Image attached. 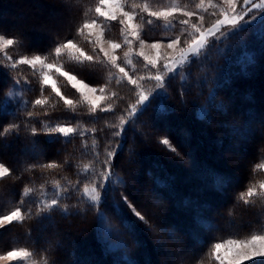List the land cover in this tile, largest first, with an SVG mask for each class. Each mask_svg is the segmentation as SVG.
Returning <instances> with one entry per match:
<instances>
[{
	"label": "trees",
	"instance_id": "1",
	"mask_svg": "<svg viewBox=\"0 0 264 264\" xmlns=\"http://www.w3.org/2000/svg\"><path fill=\"white\" fill-rule=\"evenodd\" d=\"M181 1L189 7L199 2ZM97 2L98 0H0V35L14 38L22 33L25 38V48L11 46L5 51L13 59L24 54L48 55L54 35L61 39L74 36L76 29L85 20L95 17ZM179 18L174 21H179ZM163 22H155V25L149 26L144 20V38L148 41H169L180 34L182 25L165 27ZM105 30L109 38L122 40L118 23H106ZM77 40L81 46L91 51L86 41L80 37ZM249 54L259 57V67L254 76L241 78V68ZM49 59L54 60L55 57L49 56ZM60 62L66 70L77 74L78 78L93 87L99 88L108 83L106 94L115 92L118 98L106 100L101 106L111 103L114 111L98 110L92 114L79 93L63 78L54 76L66 96L80 101L73 109H68L49 87L42 85L39 70L33 71L27 66L18 65L12 71V76L21 80L18 87L12 88V80L5 74L3 67L7 65V61L4 53L0 52V129L9 123L18 122L15 119L17 113L20 119H32L33 125L38 128L64 124L77 128V134L71 137L73 143L67 146L65 138L43 132L31 137L30 133L22 130L19 136L6 134L0 137V162L10 168L22 171L25 164L36 162L61 165L56 169L37 168L31 173H24L18 180L10 178L0 182V214H7L21 198L26 202L30 201L31 197H23V187H39L45 180V194L51 199L58 191L55 181H60L62 185L72 181L75 185L79 179L82 182L79 185V195L85 199L82 196V185L91 175L84 171L85 166L91 165L99 171V162L93 161L91 157L99 152V159L102 160L103 154L110 148L115 149L116 142L121 141L125 146L122 151L117 150L113 172L127 182V187L114 192L112 196L119 203V191H124L132 201L152 214L154 223L173 232L175 240H170L163 232L155 235L139 230L133 235L127 233L120 227V217L112 207L113 200L110 197L108 205H102L101 210L124 233L119 240H110L108 236H104L99 227L98 214L89 211L87 203H84L81 205L84 211L80 214H76L69 206L68 215L57 208L51 213V220L46 217L41 222L35 218H26L23 223H13L9 230L0 231V252L23 247L35 253L42 262L46 259L49 264H74L71 254L81 257V264H159L163 260L165 264H172L174 262L169 259H161V254H167L166 251L174 252L179 241L180 247L194 249L198 260L202 259L203 264H216L213 258L206 255L214 240L245 238L257 226L264 224V199L253 198V203L249 205L239 200L240 194L251 183L264 179V171L254 170L256 164L264 163V152L260 151L264 146V38H261L258 31L246 43L241 42L234 48L231 59L226 57L224 61H220L216 92L219 94L218 102L223 101L231 106L228 116L217 113L221 108L215 105L214 110L217 112H212V119L207 122L199 120V107L207 106L211 85L205 89L191 87V91L183 97L186 103H181V97L177 94L181 81L177 79L167 87V111L161 113L159 105L163 101H157L143 116L138 113L134 124L130 121L125 126L122 138L112 135L118 129L111 125H118V114H122L125 108L135 102V89L126 83L117 84L115 70L110 71L97 64L91 66L96 71H89L70 56H63ZM133 62L135 72L143 75L146 62L142 58H135ZM189 72L192 73L189 78L191 86L202 73L191 67L182 70V75L188 76ZM243 75L247 76L249 73ZM143 83L152 92L154 82L146 80ZM15 89L21 95L10 99L9 94ZM41 91L49 100L43 108L34 103L35 99L41 98ZM246 109H249L247 114ZM28 111L35 113V116L28 118ZM254 112H258L261 118L254 125L251 137L247 141L237 138L229 130V124H242L244 119L250 120ZM129 127L132 128L131 131L128 130ZM93 128L96 129L94 133L91 131ZM162 138H169L183 159L168 151L160 143ZM29 139L39 141L38 151L30 150ZM84 141L87 143H83ZM68 151L73 156L67 155ZM65 160L68 161L67 164L63 163ZM220 176L227 178V184L222 189L217 188ZM33 177H38L34 183L26 182ZM65 203L74 204L75 199ZM209 206L210 213L204 214V209ZM205 222L214 223L216 229L207 231ZM155 239L159 240V244ZM117 242V247L111 246ZM121 243L127 245L126 250H122ZM161 244L165 247H159ZM189 264H192L191 260Z\"/></svg>",
	"mask_w": 264,
	"mask_h": 264
},
{
	"label": "snow or ice",
	"instance_id": "2",
	"mask_svg": "<svg viewBox=\"0 0 264 264\" xmlns=\"http://www.w3.org/2000/svg\"><path fill=\"white\" fill-rule=\"evenodd\" d=\"M70 9V6H68ZM95 17L85 20L77 29L74 36L61 39L58 35H54L52 46L48 50V55L31 54L20 55L17 59H13L5 50L11 46H19L25 48L24 35L18 33L14 38H5L0 35V52L4 53L7 65L3 66L5 74L12 80L11 87L16 88L20 85L21 80L12 76V71L20 66H27L29 69L36 71L42 78V85L47 86L54 93L55 97L63 103L68 109H73L74 105L78 104L79 100H74L66 96L61 87L58 86V78H63L73 89L79 93L80 98L86 103L89 111L92 114L98 110L103 112L114 111L111 103L101 106L102 101H110L112 98H118L117 93L111 92L106 94L109 84L106 83L99 88L91 86L83 79L78 78L77 74L66 70L60 62L63 56H70L77 63L84 65L86 70L96 71L92 65H101L103 68L115 70L114 77L117 84L126 83L135 89V102L131 103L124 112L119 115V124L111 125L117 128L112 135L114 137H123L125 126L132 121L139 113L143 116L157 101H163L159 105V111L164 113L167 111L165 105L169 100L167 92L168 85L179 79L181 83L177 89V94L181 97V103H186L183 97L191 91V87H199L201 89L208 88L211 85V91L208 93L207 106L199 107L197 118L207 122L212 119V112L215 105H219L221 111L217 112L224 117L231 113V106L223 101L218 102L219 94L216 92L218 80V70L221 65L220 61L232 58L234 48L238 47L241 42L246 43L255 32H259L261 38H264V0H199L194 8L188 7H166L159 10L149 6L148 0H98L94 9ZM146 14L148 19L147 25H152L154 21H164L165 27H176L172 23L173 20L179 19V24L182 25V30L175 38L170 39L166 44L161 41L147 43L141 36V24L139 17ZM211 16L212 22L207 23V17ZM118 23L123 40L105 39V24ZM187 33V36H185ZM77 37L82 38L90 46L91 51L87 50L79 44ZM239 39H236V38ZM138 41V51L136 55L143 57L146 62L144 65V74L139 75L135 72L133 63V44ZM235 42V43H233ZM107 44V47L105 46ZM148 47L155 50V56H148L144 49ZM167 51L161 52V48ZM124 48L123 55H118L119 50ZM215 50V51H213ZM49 56H54V60H50ZM259 57L246 55V63L241 68L242 77L255 75V70L259 67ZM132 67L129 68L128 66ZM195 67L202 76L196 78L195 83L189 86L188 76L182 75V70ZM244 73H249L245 76ZM153 81V90L149 92L144 87V81ZM7 99V97H5ZM35 105L43 108L49 103L47 97L41 91V98L35 99ZM174 111V109H173ZM249 109H246V114ZM28 118L35 116V113L28 111ZM47 115V113H45ZM230 117V116H229ZM261 118L258 112L251 115L250 120L242 124H229V130L232 131L237 138L247 141L251 136L250 133L254 129V125ZM15 119L18 122L9 123L6 127L0 129V137L6 134L15 137L19 136L23 130L25 133H30L31 137H36L40 133L48 135L57 134L65 138V145H71L73 141L71 137L77 134V128L70 124L57 125L48 127L45 125L38 128L33 125L32 119H20L17 113ZM132 130L131 127L128 128ZM94 133L95 128L91 129ZM82 136L83 133H80ZM54 142V141H50ZM83 143H87L84 141ZM160 143L166 149L177 157L183 159V156L178 151L177 147L169 138H162ZM30 150L36 152L39 149V141L29 139ZM115 149L106 151L104 158L99 159L101 153H95L91 158L93 161H98L100 165L99 171H96L91 165H86L85 172H90L91 175L86 178V182L82 185V196L80 198L81 181L76 180L75 185L72 181L62 185L60 181H55V187L58 190L51 199L45 194V184L41 183L39 187H23V197H31V200L26 202L21 198L16 202L7 214H0V228L12 225L13 223H23L26 218H35L43 221L46 217L52 219L51 213L60 208L66 215L69 206L74 209L76 214L84 211L81 205L87 203L88 210L98 214L100 221L104 224V231L110 240H119L124 234L119 228L109 221L108 217L101 210V206H107L109 198L113 200L112 207L120 217V227L124 228L129 234H134L137 230L147 232L150 235H155L160 232L168 235L170 240H175V234L169 232L167 228L154 223V217L146 210H143L139 205L130 199L124 192L119 191V200L117 203L112 194L120 189H126L127 182L116 176L113 172L115 165L113 160L116 158L117 150L122 151L124 144L121 141L116 142ZM264 152V146L260 149ZM67 155L73 156L71 151ZM67 164L68 161L63 162ZM57 163L40 164L38 162L30 165L25 164L22 171H17L10 168L4 162H0V182L7 181L10 178L18 180L24 173H31L33 170L39 169H56L60 167ZM254 170L264 171V163L255 165ZM38 177H33L26 181L34 183ZM227 184V178L220 176L217 182V188L222 189ZM253 198L257 200L264 199V179L256 183H251L246 191L241 193L239 200L245 205L253 203ZM75 199V203L69 205L65 201ZM210 206L204 209V214H209ZM231 215V210H229ZM127 224V227L125 226ZM204 227L207 231H214L216 225L211 222H205ZM177 241V248L174 252L167 253L174 258V264H203V260H198L197 252L187 250L180 247ZM122 250L127 249L125 243H121ZM159 247H165L163 244ZM189 252L191 255L189 256ZM33 253L27 248H13L8 250L6 254L0 255V261H17L22 258L31 257ZM207 256L213 258L216 264H246L247 261L256 260L258 264H264V224L257 226L253 232L249 233L245 238H226L216 239L209 245ZM42 264H48L45 259Z\"/></svg>",
	"mask_w": 264,
	"mask_h": 264
},
{
	"label": "rangeland",
	"instance_id": "3",
	"mask_svg": "<svg viewBox=\"0 0 264 264\" xmlns=\"http://www.w3.org/2000/svg\"><path fill=\"white\" fill-rule=\"evenodd\" d=\"M137 2H141V0H137ZM148 3H149V6L151 7V8H153V9H156V10H159V9H161V8H166V7H172V6H175V7H188V8H194L195 7V5L198 3H196V4H193L194 6H187V5H185V4H183V2L181 1V0H148ZM209 17V18H208ZM207 17V23H211L212 22V17L211 16H208ZM181 18V17H180ZM179 18V19H180ZM139 19V21H140V24H141V36H142V38L143 39H145L146 41H147V43H153V42H156V41H148L146 38H144V33H145V25H144V23H143V21L144 20H147L148 19V17L146 16V14H142L141 15V17H139L138 18ZM178 19V20H179ZM160 21H162V20H160ZM155 22H159V21H154V23L152 24V25H155ZM172 23L174 24L175 23V25L176 24H179V22L178 21H172ZM152 25H149V26H152ZM163 26H165V22H163ZM119 29H120V25H119ZM105 39L107 40V39H112V38H109L108 37V35H107V33H106V30H105ZM112 40H117L116 39V37L114 38V39H112ZM122 40H123V36H122ZM162 43H164V44H166L168 41H161ZM105 46L107 47V44H105ZM125 49L124 48H122L121 50H119V52H118V55H123V51H124ZM7 51V50H6ZM138 51V41L137 42H135L134 44H133V54H132V59H133V61H134V59L135 58H142L143 59V57H139V56H137L136 55V52ZM165 51H167L166 49H164L163 47L161 48V52L163 53V52H165ZM144 52H145V54L146 55H148V56H155V50L154 49H150V48H148V47H145V49H144ZM134 63V62H133ZM129 68H131L132 66L131 65H129L128 66ZM21 94H20V91L18 90V89H15L14 91H11V93L9 94V98L10 99H14L15 97H19ZM103 102L104 101H102L101 102V105L103 104ZM244 160V159H243ZM86 199V198H85ZM13 225V224H12ZM12 225H8V226H5L4 228H0V231H2V230H5V231H7V230H9L10 229V227L9 226H12ZM99 227L102 229V231H103V233H104V236H107L106 235V233H105V231H104V228H105V226H104V224L100 221V224H99ZM164 235L165 236H167L165 233H164ZM40 238L43 240V237L42 236H40ZM166 238H168V237H166ZM104 239H106L107 240V238L106 237H104ZM160 239V238H159ZM156 241H157V243L159 244V240L158 239H155ZM119 245V243L117 242V243H112V247L114 246V247H117ZM6 252L7 251H4V252H0V255H4V254H6ZM32 252V251H31ZM33 253V252H32ZM166 253H169V252H167L166 251ZM161 256H163V257H161V259H169V260H171V261H173L174 262V258L172 257V256H170V255H168V254H164V252L161 254ZM166 257V258H165ZM71 259H72V261L74 262V264H81V263H83V261H81L82 260V258L81 257H78L77 255H73V254H71ZM125 259V258H124ZM160 259V260H161ZM126 260V259H125ZM164 261V260H163ZM160 262L159 264H165V262ZM253 261H256V260H253ZM253 261H247L246 263H248V262H253ZM91 262V261H90ZM0 264H42V259H40L39 257H37L36 255H35V253H33V255L31 256V257H27V258H22V259H20V260H17V261H0ZM49 264V263H48ZM115 264H116V262H115ZM125 264V263H124ZM172 264H174V263H172Z\"/></svg>",
	"mask_w": 264,
	"mask_h": 264
}]
</instances>
